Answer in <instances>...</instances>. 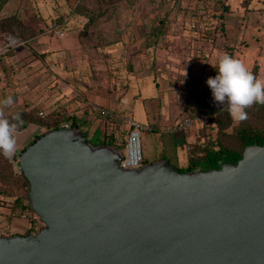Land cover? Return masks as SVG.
Listing matches in <instances>:
<instances>
[{
    "label": "rangeland",
    "instance_id": "obj_1",
    "mask_svg": "<svg viewBox=\"0 0 264 264\" xmlns=\"http://www.w3.org/2000/svg\"><path fill=\"white\" fill-rule=\"evenodd\" d=\"M223 5L228 10L217 18ZM12 15L19 17L15 32H0V100H14L6 115L35 109L40 119L17 130V151L8 158L14 173L21 149L67 116L86 117L97 135L113 133L121 145L128 114L117 106L126 97L159 100L160 94L168 110L177 107V120L221 54L264 79V0H7L0 17ZM112 104L119 118L96 115L94 107ZM246 111L245 124L264 127V108ZM203 130L197 134L209 131ZM8 190L9 196L0 193V233L20 217L12 215L13 199L24 198L27 186L20 181Z\"/></svg>",
    "mask_w": 264,
    "mask_h": 264
},
{
    "label": "water",
    "instance_id": "obj_2",
    "mask_svg": "<svg viewBox=\"0 0 264 264\" xmlns=\"http://www.w3.org/2000/svg\"><path fill=\"white\" fill-rule=\"evenodd\" d=\"M121 156L76 127L28 144L17 163L44 226L0 235V264H264V143L208 170Z\"/></svg>",
    "mask_w": 264,
    "mask_h": 264
},
{
    "label": "trees",
    "instance_id": "obj_3",
    "mask_svg": "<svg viewBox=\"0 0 264 264\" xmlns=\"http://www.w3.org/2000/svg\"><path fill=\"white\" fill-rule=\"evenodd\" d=\"M6 2L7 0H0V11ZM77 6H80V8L76 7V11L83 12L85 10V8H83L81 5ZM226 10H228L226 5L220 6V13L218 14L217 18H221L222 13ZM17 20H19V17L16 15H12L10 17H0V32H8L13 34L15 32L14 25L16 22H18ZM57 20L60 21L61 18H58ZM163 20L164 17L161 18V21ZM203 26V32H211L210 30H206L207 28L211 29L210 26L208 27V24H203ZM213 67L209 68L206 80L209 77H214L216 75V71ZM206 80L204 82V87L199 91V93L188 99L189 101L184 106V111H186V113L183 115H190L194 118L195 122L194 125L185 132L190 136L187 141V164L182 168L173 166L175 169L180 171H194L198 169L208 170L212 168H218L222 163H236V161L241 157L242 150L246 145L264 143V127L254 128L245 124L244 122L234 123L227 112L226 107L214 102L211 90L206 84ZM255 105H257L259 108H264V105ZM17 113L20 115V121H12L13 123L17 124V130L25 128L28 124L40 123V119L35 109H17L7 115L9 119H11V117ZM64 122H69L74 127L81 129H83V126H86L82 119L77 120L74 116H67L63 121L56 120L53 124H47V131L61 127ZM207 128L209 131H207L205 134H197V130L205 132L203 129ZM83 130L87 136V129ZM212 131L215 134L214 136H212ZM41 134L42 133L37 134L36 137L28 144L32 143ZM90 138L92 139L91 136ZM88 141L93 145L97 144L92 143L89 139ZM100 143L112 144L119 148L122 146L113 133L105 134L100 139ZM25 147H23L21 151L24 150ZM20 181H23V183L27 186V193L25 194L24 198L23 196L14 197V213H12V215L21 217L23 213H29L31 215V218L29 219L30 229L25 231L24 234H34L44 226V223L30 208L28 196L29 183L19 168L18 173H14L8 158L0 155V185L6 186L0 187V193H4L8 196L11 195L8 188L17 186ZM13 234L14 233L11 231L0 233V235Z\"/></svg>",
    "mask_w": 264,
    "mask_h": 264
},
{
    "label": "clouds",
    "instance_id": "obj_4",
    "mask_svg": "<svg viewBox=\"0 0 264 264\" xmlns=\"http://www.w3.org/2000/svg\"><path fill=\"white\" fill-rule=\"evenodd\" d=\"M213 68L216 75L209 77L206 84L214 102L226 107L235 122L245 121L246 110L254 104L264 105V79L257 78L240 59L221 54ZM13 104L11 96L0 100V155L5 158L13 157L17 151L18 126L12 121H20V115L17 113L9 119L5 113Z\"/></svg>",
    "mask_w": 264,
    "mask_h": 264
},
{
    "label": "crops",
    "instance_id": "obj_5",
    "mask_svg": "<svg viewBox=\"0 0 264 264\" xmlns=\"http://www.w3.org/2000/svg\"><path fill=\"white\" fill-rule=\"evenodd\" d=\"M145 91L150 92L153 89L148 83L144 85ZM150 94V93H148ZM163 99L159 94V100L157 99H146L138 98L132 99V97H126L121 100L118 108H121L123 111H127L126 114L132 115L134 119L144 123L150 124L153 128L151 130H145L142 132V147H144L143 153V163L153 162L160 158H166L169 160L172 165H183L187 164L188 157V144L189 135L185 132L176 131V133L170 134L173 132L168 129L171 123L175 121L177 113L176 106L173 105V111L168 110L167 105L160 101ZM111 106V107H110ZM96 115L99 117L105 118L102 116V111L108 112L111 116L106 117H118L117 111L114 105H109V107H94ZM138 114L135 115V113ZM117 116H112V115ZM93 113L88 115V118L93 117ZM119 118V117H118ZM87 126H83V129H87L88 134L93 138L98 140L97 145L101 144L100 139L103 137L96 134L94 129H91V122L85 117L82 119ZM170 123V124H169ZM91 130V131H90ZM12 227L10 231L14 234H24L25 221L21 217L13 218Z\"/></svg>",
    "mask_w": 264,
    "mask_h": 264
},
{
    "label": "built area",
    "instance_id": "obj_6",
    "mask_svg": "<svg viewBox=\"0 0 264 264\" xmlns=\"http://www.w3.org/2000/svg\"><path fill=\"white\" fill-rule=\"evenodd\" d=\"M54 26L55 23H53ZM108 112L102 111V116H111ZM117 116V115H112ZM126 122L125 139L121 146L122 156L119 161V166L123 169L137 168L143 164V153L141 144V135L145 130H151L153 127L150 124H144L133 118L132 115L124 117ZM194 118L190 115H183L175 120L168 129L172 131L186 132L194 125ZM61 127H74L69 122H64ZM31 215L29 213H23L21 219L25 221L24 231L30 229L29 219Z\"/></svg>",
    "mask_w": 264,
    "mask_h": 264
}]
</instances>
